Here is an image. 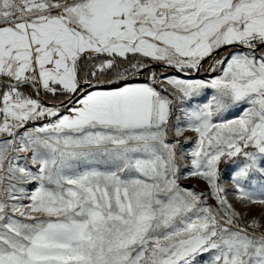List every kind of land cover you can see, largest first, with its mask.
<instances>
[{
    "label": "snow or ice",
    "instance_id": "snow-or-ice-1",
    "mask_svg": "<svg viewBox=\"0 0 264 264\" xmlns=\"http://www.w3.org/2000/svg\"><path fill=\"white\" fill-rule=\"evenodd\" d=\"M0 264H264V0H0Z\"/></svg>",
    "mask_w": 264,
    "mask_h": 264
},
{
    "label": "rangeland",
    "instance_id": "rangeland-1",
    "mask_svg": "<svg viewBox=\"0 0 264 264\" xmlns=\"http://www.w3.org/2000/svg\"><path fill=\"white\" fill-rule=\"evenodd\" d=\"M207 63L208 62H205V67H207ZM201 78H203V77H201ZM209 95H210V92H209ZM229 118H232V117L229 116ZM186 135L189 136V137H192V140H191L190 143L184 145V148L185 149H190V148H192L194 146V143H195V135H194V133H192L190 131L187 132ZM228 167H229L228 165H222L221 166L222 172L225 173L224 174V177H223L222 183H225V184L229 183L228 174H227ZM182 184L184 186H186V187H192V188H194L196 190H203L206 187L205 186V183L203 181L197 180V179H185V180L182 181ZM209 202L212 203V201H209ZM253 211L258 212L259 209H253ZM203 259H207V257L205 256Z\"/></svg>",
    "mask_w": 264,
    "mask_h": 264
},
{
    "label": "water",
    "instance_id": "water-1",
    "mask_svg": "<svg viewBox=\"0 0 264 264\" xmlns=\"http://www.w3.org/2000/svg\"><path fill=\"white\" fill-rule=\"evenodd\" d=\"M224 51H226V50H224ZM205 62H207V61H205ZM171 71V70H170Z\"/></svg>",
    "mask_w": 264,
    "mask_h": 264
}]
</instances>
